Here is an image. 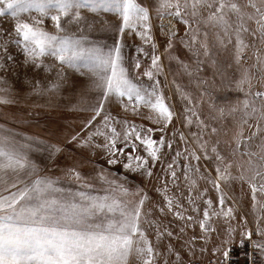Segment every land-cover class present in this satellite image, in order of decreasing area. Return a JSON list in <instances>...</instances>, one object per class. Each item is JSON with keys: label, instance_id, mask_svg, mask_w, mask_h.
<instances>
[{"label": "snow or ice", "instance_id": "6c2138e0", "mask_svg": "<svg viewBox=\"0 0 264 264\" xmlns=\"http://www.w3.org/2000/svg\"><path fill=\"white\" fill-rule=\"evenodd\" d=\"M153 11L160 21V31L167 32V49L172 48L178 29L171 20L165 24L164 16L178 19L186 26L187 46L197 56L194 70L184 65L190 76L193 71L202 70L205 61L199 59L201 56L215 64L209 33L207 30L201 32V24L205 29L211 26L215 30L218 47L232 43L235 37V63L239 72L232 83L244 98L227 104L226 108L209 105V117L204 119L194 109L199 108L205 96H211L208 87L203 85L211 86L212 82L197 77L199 101L191 93H182L189 105L182 122L191 125L195 120L199 129L192 133L195 147L188 145L183 132L179 133L184 147L171 157L162 187L156 189L161 198L155 202V211L170 212L185 222V227L197 223L201 230L199 236L190 237L191 243L183 256L171 242L154 244L149 239V227L158 240L164 236L170 238L174 233L151 218L153 210H144L149 196L142 188L126 187L103 168L92 178L101 182L102 186L97 188L75 167L69 168L65 175L75 178L80 187H64L59 177L41 176L37 165L29 158L28 152L37 138H18L12 129L0 126V264H129L130 257H135L139 264H159L163 257V264H170L172 256L176 264H229L237 229L231 224L224 229L213 227V217L234 219V208L225 207L226 194L221 187L222 183L227 187V182L234 178L249 185L255 234L262 238L253 241L251 264H264V135H260L258 144L254 143L257 135L264 132L261 127L264 122V52L257 50L256 64L251 66L258 69L259 75L240 65L242 53L249 46L243 34L258 35L260 43L264 44V0H155V3L153 0L145 3L138 0H0V17L14 21L11 30L0 25V69L6 71L7 63L13 61L9 51L13 44L23 52L24 63L31 62L38 69L44 64L42 58H53L59 64L58 79L66 78L64 68L72 69L70 86L80 90L82 110L90 113L84 127L90 130L86 137L77 134L71 136V140L82 148L92 149L94 155L97 150L103 152L108 165L120 163L121 158H125V169L140 171L151 178L154 172L150 165L161 159L164 155L161 149L165 145L172 148V139L166 140L164 135L154 139L152 133L157 129L113 117L106 111V104L114 99L119 102L117 107L125 110L131 107L133 112L144 106L154 113L148 118L159 124L161 131L178 115L160 91L162 64L152 36ZM86 13H111L119 18L116 29L119 36L112 46L105 47L83 35ZM25 15L31 22L23 19ZM46 18L52 21L54 31L43 27ZM126 29L141 37L152 50L150 55L143 47H137L134 64L127 67L122 52ZM141 53L144 57L150 55L151 65L143 73L151 81L150 85L129 75L131 67L141 68ZM47 71L52 72L53 68L47 67ZM253 80L260 90H255ZM0 82L6 83L4 76H0ZM36 84L33 91L37 94L59 88L53 83L49 89L42 90L39 81ZM0 93H3L0 103L13 102L7 89L0 88ZM90 93L95 96L88 100ZM227 117L233 121L231 130L224 123ZM250 119L254 122L250 123ZM209 120L213 124L220 123L213 126ZM245 125L251 129L248 135L244 134ZM221 132L229 133L228 139L223 141L227 154L220 149ZM49 147L60 151L57 145ZM141 147L145 155L139 154ZM197 149L205 158L210 150L217 162L216 178L211 181L219 193L215 208L212 198L203 200L202 209L198 203L203 199V193L196 188L195 175L199 168L191 163L201 159ZM181 157L186 161L183 178L188 184L187 209L181 199L169 194V177L172 185L178 187L176 164ZM233 168L236 177L232 176ZM189 211L192 214H187ZM247 223V214H244L239 226L241 244L245 237L251 239L254 235ZM180 232H184V227ZM214 234H218V239H212ZM198 242L203 243L198 246ZM257 252L259 259L255 257Z\"/></svg>", "mask_w": 264, "mask_h": 264}, {"label": "rangeland", "instance_id": "374dc122", "mask_svg": "<svg viewBox=\"0 0 264 264\" xmlns=\"http://www.w3.org/2000/svg\"><path fill=\"white\" fill-rule=\"evenodd\" d=\"M138 2L145 3L146 0H138ZM155 3V0H153ZM86 22L83 26V35L89 36L92 40L97 41L101 45L108 47L112 46L119 36L116 30L119 25V18L111 13H99L91 14L86 13ZM23 19L29 20L30 18L25 15ZM171 23L178 29L177 36L173 38V44L171 49H167L166 36L167 32H161L159 28L160 21L156 18L153 11L151 17L152 36L156 43V54L161 57L162 74L159 76L161 81L160 91L165 97V102L169 104L174 113H177L172 121L163 131L160 130L161 126L154 123L148 117L154 115L150 109L141 106L137 112L131 111V107L125 110L122 106L117 107L118 101L110 100L106 104V111L110 112L113 117H119L121 120H128L147 127L155 128L157 131L152 133L154 139H159L161 135L165 136V139H172L173 145L169 149L165 145L161 152L164 154L159 161L153 167L154 176L147 177L140 171L134 169H125L123 164L127 162L125 158H121L120 163L114 165H108L105 162L104 153L97 150L96 154H93L92 149L82 148L76 141L71 140V136L79 134L80 137H86L90 128L84 127L85 119L90 115L89 112L83 111V103L81 102V93L79 89L73 90L71 88V81L73 79V70L70 68H64L63 71L67 74L66 78L58 79L56 76V70H59L58 62H55L51 57H44L43 66L36 68L34 64L24 63L25 56L20 48L16 45H10L9 51L13 55V61L7 63V70L0 69V76H4L6 83L0 82V88L7 89V95L12 103L3 104L0 103V119L6 121L7 125H11L20 129H24L27 132L38 131L43 133V137L54 138L59 142L61 149L60 160L58 165V175L54 172L46 175L51 177H59L60 184L64 187H80V183L75 178L65 175L69 168L75 167L81 172L82 177L90 183H94L97 188L102 184L99 180H93L92 178L100 171L101 168L109 171L116 177V179L123 183L126 187L131 186L133 189L142 188L148 193L149 199L146 201L144 210H153L154 216L151 217L158 220L162 227H167L173 231L172 237H161L157 239L155 232L152 228H148L149 239L154 244L162 245L171 242L173 246L181 251L182 256L187 251V245L191 243L190 237L193 235L199 236L201 230L197 223H192L191 226L185 227V222L176 219L170 212L160 214L155 211V202L161 198V194L156 192V189L161 188L163 181L165 180V172L167 163L170 162L171 157L175 155L176 150L184 147V142L179 140V133L183 132L188 141V145L195 147L193 142L194 138L192 133L199 131L195 120L191 125L183 123V116L187 113L185 109L189 106L187 100L182 96V93L188 92L196 96L199 101L200 89L196 86V79L199 77L205 81L212 82L208 87L211 96H205L203 102L199 105L198 109L202 118L208 119L209 117V105H217L225 107L229 103H234L236 100H242L244 94L237 91L233 79L238 76L239 69L235 63V37H232V43L227 44L225 47H218L216 44V38L214 35L215 30L209 26L205 29L203 24L200 25L201 32L207 30L209 33V43L212 46V60H215V64L211 60H205L203 56L199 59L204 60V65L199 73L193 71V75L188 74V70L184 65H188L192 70L195 69L197 56L194 54V50L187 46V38L184 37L185 25L178 19H171L168 16H164L163 22L165 24ZM14 21L11 18L0 17V25L8 29L13 28ZM43 27L46 30L54 31V26L50 18H46ZM76 31L75 28L72 29ZM245 44L249 45L244 49L240 65L249 67L252 73L259 75V71L256 68H251L256 64V53L260 49L264 52V44H261L257 36L250 34H243ZM123 43V55L126 60V67L129 64H134L137 57V47H143L151 55L150 45L144 44L141 37L135 35V33L126 29L122 38ZM149 57H144L143 54H139L141 61V68H130L129 75L133 79H139V82L150 85L148 77L144 76V71L150 67L151 61ZM231 65V67L229 66ZM47 67L53 68L52 72L47 71ZM39 81V87L43 89H49L50 85L55 83L59 85L58 89L43 92V94H37L33 91L37 87L36 82ZM253 84L256 81L253 80ZM179 86V87H178ZM247 85H245V88ZM255 90H260V86L256 84ZM3 94V93H0ZM95 96V93H90L87 97L91 100ZM250 123L254 121L250 119ZM209 123L213 126L219 125V121L213 124L211 120ZM224 123L231 130L233 121L231 117H227ZM264 129V122L261 124ZM251 129L247 125L244 126V134L248 135ZM175 133V136L173 135ZM260 135H264V132L257 135L254 143L260 142ZM229 133L221 132L219 139L221 140L220 149L227 154V149L223 143L227 140ZM215 139L216 137H212ZM67 144V145H66ZM126 151H131L127 149ZM139 154L145 155L142 147L138 149ZM198 153H201L200 149H197ZM184 157H181L176 164V170L178 173V187H174L169 179V194L173 195L184 203L185 209L188 208L187 195L188 184L183 178V164L185 163ZM193 165H197L199 172L195 175L197 180V191L203 193V199L199 200L201 209L203 208V200L212 198L214 201L213 207L218 205L219 193L212 184V180L216 178L215 168L217 162L214 154L209 150V155L205 158L201 153V159L199 162L191 161ZM232 176L236 177L237 173L233 168L231 170ZM190 176L192 173H189ZM158 177V178H157ZM221 184L226 194L225 207L232 206L234 208V219L230 221L223 216L213 217V227L219 226L220 229L227 228L229 224L237 229V233L234 239L232 248H237L239 252L243 251L247 246L251 245L253 248V241H260L262 238L255 234V222L254 213L252 210L251 192L247 182H242L238 178H234ZM230 188V190H229ZM206 190V191H205ZM187 214H192L190 211ZM247 214V227L254 233L251 239L244 238V243L241 244V237L239 235V226L241 224V217ZM202 215V212L200 214ZM184 227V232L181 233L180 229ZM213 240L218 239V234H214ZM199 243L203 242H198ZM162 250V249H161ZM254 254V249H253ZM255 257L259 259V253H255ZM163 257L160 258L159 264H163ZM170 264H176L175 257L169 258ZM129 264H139L135 257H130ZM236 264H241L237 262Z\"/></svg>", "mask_w": 264, "mask_h": 264}, {"label": "crops", "instance_id": "0c3cea01", "mask_svg": "<svg viewBox=\"0 0 264 264\" xmlns=\"http://www.w3.org/2000/svg\"><path fill=\"white\" fill-rule=\"evenodd\" d=\"M0 126L12 129L17 134L18 138H37L36 141L33 142L35 146L28 152L29 158L35 162L38 167L39 174L41 176H46L54 171H56L54 172V174L58 175L57 173L60 172L58 170V165L62 148H60L59 142L56 139L52 137L47 138L48 136L43 137V133H40L38 131L27 132L24 129L7 125L6 121L3 119H0ZM38 141H43L44 143L40 144L38 143ZM49 145L59 146L60 151H54L52 148L49 147Z\"/></svg>", "mask_w": 264, "mask_h": 264}, {"label": "built area", "instance_id": "2783aa9c", "mask_svg": "<svg viewBox=\"0 0 264 264\" xmlns=\"http://www.w3.org/2000/svg\"><path fill=\"white\" fill-rule=\"evenodd\" d=\"M253 254V248L251 245L247 246L243 251L239 252L237 248H232L230 253L229 264H236L238 261L241 264H251Z\"/></svg>", "mask_w": 264, "mask_h": 264}]
</instances>
